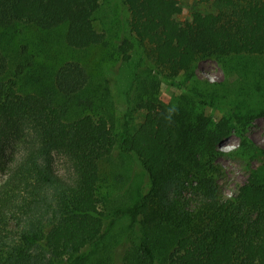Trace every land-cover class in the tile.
Here are the masks:
<instances>
[{
	"label": "trees",
	"instance_id": "16d2710c",
	"mask_svg": "<svg viewBox=\"0 0 264 264\" xmlns=\"http://www.w3.org/2000/svg\"><path fill=\"white\" fill-rule=\"evenodd\" d=\"M102 1L0 0V27L32 24L50 39L63 32L77 50L106 46L94 22ZM121 1L130 17L118 55H137L128 114L142 110L143 119L125 120L120 138L104 114L81 113L100 105L87 64L36 60L8 77L13 61L0 46V149L20 143L0 180V264H264V165L224 197L217 162L220 141L233 132L239 154H257L247 126L264 109L240 112L186 87L189 97L165 102L156 88H183L179 70L190 79L198 59L216 58L234 60L264 92V71L249 74V58L264 54V0H198L208 9L187 19L175 0ZM208 106L223 115L212 119ZM115 150L136 157L147 177L109 214L104 165ZM56 153L69 159L68 174L56 169ZM119 218L128 219L123 232L114 229Z\"/></svg>",
	"mask_w": 264,
	"mask_h": 264
},
{
	"label": "rangeland",
	"instance_id": "374dc122",
	"mask_svg": "<svg viewBox=\"0 0 264 264\" xmlns=\"http://www.w3.org/2000/svg\"><path fill=\"white\" fill-rule=\"evenodd\" d=\"M175 2L180 7V18L182 19L190 18L196 9H208L206 4L198 3V0H175ZM129 17V11L121 0H103L94 22L100 31L106 32L108 44L85 50L70 48L63 39V32L57 31V36L50 39L43 30L32 24H19L9 29L0 27V46L8 54V58L13 61V68L8 77H13L20 71L19 65L22 64L25 65L27 71L30 67L29 63L36 60L52 61L56 62L55 64L68 59L80 60L87 64L89 69L90 92L94 99L100 100L98 108L82 109L81 113L104 114L120 138L125 129V120L138 125L143 119L142 110L128 114L127 97L134 88L132 83L136 77L137 55L134 54L128 62L121 61L118 55L119 44L129 33ZM39 52L41 56L37 58L36 55ZM249 59L250 72H252L249 74L253 78L258 76V69L261 72L264 71V54L254 60ZM234 62L232 59L200 58L195 62V76L192 78L188 79L183 70L177 72L176 80L183 83V88L162 82L156 87L158 88L157 96L160 100L169 102L185 98V96L189 97L187 89L203 90L220 96L224 101H233L240 112L250 109L261 112L264 109V92L250 87L248 80L240 76V70L231 65ZM40 69L41 67L39 71ZM21 70L25 69L21 68ZM144 75L147 74L142 72L141 77ZM255 82H257L256 78L253 80V83ZM244 90H249V92H241ZM139 92L136 89L134 97ZM204 110L212 119H218L224 113V110L212 106ZM247 134L251 139V146L257 152L250 158L239 154L242 138L235 132L219 143L217 162L220 165L219 183L224 197L234 195L238 187L249 177L251 169L261 168L264 165V153L261 151L264 150V113L252 118L247 126ZM19 147L20 143L16 142L5 151L0 149V180L6 176L8 166L18 155ZM54 159L56 169L62 174H68L71 170L69 159L60 153H56ZM104 168L106 180L105 187L102 188V195L106 201L104 209L112 214L117 207L126 204L136 195L147 176L136 157L117 150L106 161ZM108 177L111 184H108ZM108 213L107 225L110 222ZM127 223V218H119L114 229L123 232Z\"/></svg>",
	"mask_w": 264,
	"mask_h": 264
}]
</instances>
